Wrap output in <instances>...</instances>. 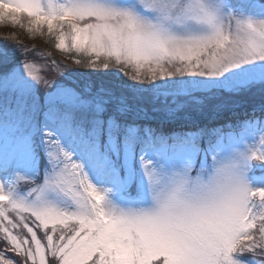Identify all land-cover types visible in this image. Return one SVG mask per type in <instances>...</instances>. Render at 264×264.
<instances>
[{
	"label": "snow or ice",
	"instance_id": "1",
	"mask_svg": "<svg viewBox=\"0 0 264 264\" xmlns=\"http://www.w3.org/2000/svg\"><path fill=\"white\" fill-rule=\"evenodd\" d=\"M23 17L28 32L46 29L56 50L88 58L86 65L75 59L77 65L114 64L140 83L185 76L230 82L251 71L242 66L264 62V19L229 16L226 22L206 0H0V24L23 27ZM189 20L202 26L198 34L170 28ZM42 71L0 49V132L7 133L0 140L7 144L0 174L14 170L17 153H31L37 132L48 161L43 183L31 189L38 202L14 197L0 184V264H248L245 256L264 258V186L246 180L252 166L264 168V103L255 129L249 119L228 131L165 132L105 118L107 100ZM33 85L47 89V107L25 114L19 101ZM255 86L264 88V76L240 85ZM253 132L259 136L253 146L236 151ZM230 148L234 157L224 158ZM210 166L214 173L205 180ZM137 177L148 193L164 188L162 208L142 200L128 204L124 194ZM46 189L66 198L70 210L41 201Z\"/></svg>",
	"mask_w": 264,
	"mask_h": 264
},
{
	"label": "rangeland",
	"instance_id": "2",
	"mask_svg": "<svg viewBox=\"0 0 264 264\" xmlns=\"http://www.w3.org/2000/svg\"><path fill=\"white\" fill-rule=\"evenodd\" d=\"M43 2L47 3L48 0H43ZM206 2L217 8L218 14L226 22L229 20V16L237 19H264V0H206ZM21 24L23 27L12 26L7 22L0 24V49L10 52L17 63L24 59L34 61L43 69L41 75H46L49 79L56 78L59 83L73 86L81 92L90 89V95L96 96L100 101L114 102L118 109L124 110L123 115L126 117L129 114L134 115L133 111L137 112L138 108H146L151 111H161L160 113L171 111L174 116L181 115L183 118L191 116L189 122L196 121L202 124L207 121L209 115H213L214 118L225 115L227 111L249 110L255 129V121L258 120L252 117L259 113L257 108L261 103H264V88L260 86L242 88L240 85L248 80L261 79L264 76V69L260 65L264 62L257 61L254 62V65L242 66L251 69V71L232 78L230 82H197L203 81L204 78L185 76L140 83L125 76L114 64L109 69L87 67L85 66L87 57L56 50L55 39L47 34L46 29L43 34L35 31L28 32L27 17L22 18ZM170 28L178 35L198 34L202 30L201 25L191 20L173 24ZM75 59L84 61L85 65H77L74 62ZM52 61L56 63L53 64ZM64 64L69 66L70 71H65ZM78 69H80V73H76ZM233 71L238 72L239 70ZM228 75L225 74V76ZM223 79L221 78V80ZM88 86H94L96 90H92ZM46 91L47 89L43 85H33L30 94L19 101L23 112L26 114L34 108L43 111L47 107ZM109 94L115 96H108ZM106 109L105 118L116 114L112 105L106 106ZM42 122L41 118L39 123ZM240 124H235L236 126L233 128H239ZM252 134L256 137L249 135L243 138L241 142L233 146L235 150L245 151V144L249 147L253 146L254 140L259 139V136L255 132ZM0 140H7L6 131L0 132ZM34 141L31 153L23 156L17 153V162L13 165L12 172L0 174V184L3 185L5 191H11L14 197L24 198L29 203L38 202L36 193H33L31 189L35 184L43 183L44 174L48 170V161L40 143L39 132L35 135ZM6 148V143L0 144V153ZM223 157H234L233 150L231 148L226 150ZM208 163H211L210 155ZM252 168H254L255 177L250 179V171H248L246 180L252 187L264 186V168L259 166H252ZM16 174L21 177H29L35 183L23 178L16 179ZM137 182L131 183L124 196L130 206H136L141 200L143 206H149L151 201L142 179L137 177ZM40 197L43 202L70 210L69 201L56 191L46 189L40 194ZM39 235L43 237V232H40ZM3 247L4 244L0 243V248ZM244 259L248 260V264H264V258L258 256L248 255Z\"/></svg>",
	"mask_w": 264,
	"mask_h": 264
},
{
	"label": "trees",
	"instance_id": "3",
	"mask_svg": "<svg viewBox=\"0 0 264 264\" xmlns=\"http://www.w3.org/2000/svg\"><path fill=\"white\" fill-rule=\"evenodd\" d=\"M252 118L256 120H260L261 119L260 111L258 114L256 113L255 116ZM249 119H251L249 110L230 111V112L227 111L225 115L223 116L221 115L220 117L209 119L206 122L205 121L202 122V124H196L195 122L193 123V122L180 120L176 123L148 124V126L155 127L158 130H163L165 132L185 131L195 126L223 127L225 131H228L230 130L231 125L233 126L235 124L241 123L242 121L249 120Z\"/></svg>",
	"mask_w": 264,
	"mask_h": 264
},
{
	"label": "clouds",
	"instance_id": "4",
	"mask_svg": "<svg viewBox=\"0 0 264 264\" xmlns=\"http://www.w3.org/2000/svg\"><path fill=\"white\" fill-rule=\"evenodd\" d=\"M211 165V163H210ZM214 173V168L211 166L205 170L204 179L207 180L210 175ZM150 198V205L154 208H162L166 199V193L164 188L161 186H157L153 191L148 193ZM223 195H227V192H224Z\"/></svg>",
	"mask_w": 264,
	"mask_h": 264
}]
</instances>
